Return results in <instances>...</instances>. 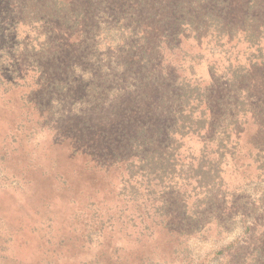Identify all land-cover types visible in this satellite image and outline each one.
I'll list each match as a JSON object with an SVG mask.
<instances>
[{
  "label": "rangeland",
  "instance_id": "1",
  "mask_svg": "<svg viewBox=\"0 0 264 264\" xmlns=\"http://www.w3.org/2000/svg\"><path fill=\"white\" fill-rule=\"evenodd\" d=\"M70 1L91 6L78 37L61 43L62 60L51 73L70 87H46L37 96L31 93L34 73L8 52L15 49V36H25L23 27H5L19 21L21 1H10L14 12L0 3V65L9 71L2 75L9 91H0V264H264V129L257 123L233 131L240 143L234 140L233 157L220 166L225 171L223 187L216 189L220 202L195 230L181 234L178 223L159 211L163 220L158 224L147 216L137 219L147 194L138 209L125 208L124 223L117 222L115 196L123 193L130 200L139 187L122 169L84 157L81 129L96 126L110 112L98 108L94 94L84 95L85 86L79 84L109 78L94 70L103 68L97 53L126 41L120 37L125 26L115 27L111 20L132 0ZM234 13L239 20L241 8ZM18 51H24L22 46ZM197 72L209 78L204 64ZM249 90L246 107L257 114L264 108V67L252 70ZM196 194L204 195L197 190L186 194L188 207ZM155 208L148 213L153 216Z\"/></svg>",
  "mask_w": 264,
  "mask_h": 264
},
{
  "label": "trees",
  "instance_id": "2",
  "mask_svg": "<svg viewBox=\"0 0 264 264\" xmlns=\"http://www.w3.org/2000/svg\"><path fill=\"white\" fill-rule=\"evenodd\" d=\"M10 1L0 3L14 12ZM19 1V21L5 27H23L25 36H15V49L7 54L34 73L35 96L46 87L69 88L61 75L51 73L61 63V43L78 37L91 6L70 0ZM240 8L235 21L234 12ZM111 21L115 27L125 26L120 37L126 41L97 53L103 68L100 64L94 70L108 79L79 84L85 86L84 95L94 94L98 108L110 112L96 126L81 129L83 155L98 166L108 163L122 169L138 184L130 200L123 193L122 198L115 196L117 222L124 223L125 208L136 210L145 203L137 219L147 216L158 224L163 220L159 211L178 223L181 234L192 232L205 212L215 211L220 202L215 199L216 189L223 187L225 171L220 166L223 159L231 160L240 143L233 131L251 122L264 129V108L255 114L244 100L252 70L264 67V0H132ZM21 46L23 52L18 51ZM36 46L40 50L35 51ZM203 64L207 80L197 72ZM5 68L0 65L3 93L9 91L2 86V75L9 72ZM13 69L18 71L17 66ZM87 139L94 143H84ZM190 142L199 143V149L193 150ZM196 190L204 195L196 194L188 207L185 196ZM143 194L147 196L140 203ZM154 205L152 216L148 208Z\"/></svg>",
  "mask_w": 264,
  "mask_h": 264
}]
</instances>
